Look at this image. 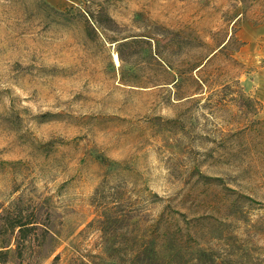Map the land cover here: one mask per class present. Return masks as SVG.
I'll return each instance as SVG.
<instances>
[{"label": "rangeland", "instance_id": "rangeland-1", "mask_svg": "<svg viewBox=\"0 0 264 264\" xmlns=\"http://www.w3.org/2000/svg\"><path fill=\"white\" fill-rule=\"evenodd\" d=\"M17 201L61 243L44 264L146 240L264 264V0H0V214Z\"/></svg>", "mask_w": 264, "mask_h": 264}, {"label": "trees", "instance_id": "trees-1", "mask_svg": "<svg viewBox=\"0 0 264 264\" xmlns=\"http://www.w3.org/2000/svg\"><path fill=\"white\" fill-rule=\"evenodd\" d=\"M92 21L99 25V21ZM230 45L231 41L224 45L219 53L224 54ZM151 54L160 58L156 52ZM203 60L188 62L189 68L180 70L179 74L185 77L187 73L197 71L203 66ZM163 63L166 76L172 75L170 72L174 71L173 65L165 60ZM159 83L162 82H155V84ZM60 246L57 236L40 221L38 207L31 209L28 204L17 201L0 214V264H44ZM132 255L131 264H233L231 260L222 258L212 251L200 250L195 257L189 256L188 251L182 246L162 251L152 240H146V245L137 247ZM59 259L60 255H57L54 261ZM81 264L85 263L81 262Z\"/></svg>", "mask_w": 264, "mask_h": 264}, {"label": "bare ground", "instance_id": "bare-ground-1", "mask_svg": "<svg viewBox=\"0 0 264 264\" xmlns=\"http://www.w3.org/2000/svg\"><path fill=\"white\" fill-rule=\"evenodd\" d=\"M115 59H116V61H117V63L119 62V59H118V57L117 56H115Z\"/></svg>", "mask_w": 264, "mask_h": 264}]
</instances>
